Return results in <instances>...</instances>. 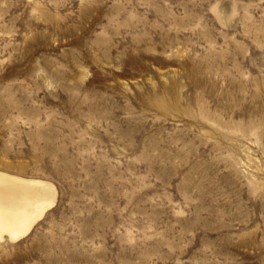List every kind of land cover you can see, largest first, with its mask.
<instances>
[{
    "label": "rangeland",
    "instance_id": "374dc122",
    "mask_svg": "<svg viewBox=\"0 0 264 264\" xmlns=\"http://www.w3.org/2000/svg\"><path fill=\"white\" fill-rule=\"evenodd\" d=\"M0 171V264H264V0H0Z\"/></svg>",
    "mask_w": 264,
    "mask_h": 264
},
{
    "label": "bare ground",
    "instance_id": "6f19581e",
    "mask_svg": "<svg viewBox=\"0 0 264 264\" xmlns=\"http://www.w3.org/2000/svg\"><path fill=\"white\" fill-rule=\"evenodd\" d=\"M20 172L0 171V243L27 237L57 200L52 183Z\"/></svg>",
    "mask_w": 264,
    "mask_h": 264
}]
</instances>
